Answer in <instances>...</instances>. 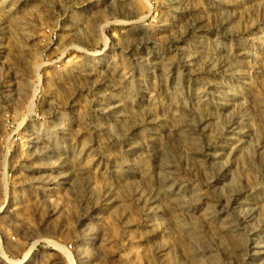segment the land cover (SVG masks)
Wrapping results in <instances>:
<instances>
[{
    "label": "rangeland",
    "instance_id": "374dc122",
    "mask_svg": "<svg viewBox=\"0 0 264 264\" xmlns=\"http://www.w3.org/2000/svg\"><path fill=\"white\" fill-rule=\"evenodd\" d=\"M264 264V0H0V264Z\"/></svg>",
    "mask_w": 264,
    "mask_h": 264
},
{
    "label": "bare ground",
    "instance_id": "6f19581e",
    "mask_svg": "<svg viewBox=\"0 0 264 264\" xmlns=\"http://www.w3.org/2000/svg\"><path fill=\"white\" fill-rule=\"evenodd\" d=\"M4 264H23L22 260L7 259Z\"/></svg>",
    "mask_w": 264,
    "mask_h": 264
}]
</instances>
